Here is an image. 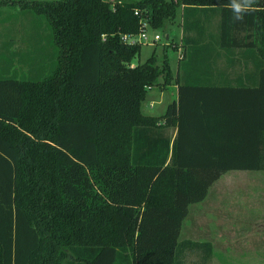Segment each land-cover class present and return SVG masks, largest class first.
I'll return each mask as SVG.
<instances>
[{
    "label": "trees",
    "instance_id": "obj_1",
    "mask_svg": "<svg viewBox=\"0 0 264 264\" xmlns=\"http://www.w3.org/2000/svg\"><path fill=\"white\" fill-rule=\"evenodd\" d=\"M33 5L53 52L26 75H0V264H198L186 251L201 248L207 264L210 243L178 240L188 206L228 170L264 169V0L240 19L232 0ZM135 8L152 26L180 9L175 77L166 53L161 66L153 52L132 64L140 44L121 33L138 30ZM215 45L252 62L256 84L187 77L220 67L221 53L203 51ZM160 75L180 83L156 116L142 101Z\"/></svg>",
    "mask_w": 264,
    "mask_h": 264
},
{
    "label": "crops",
    "instance_id": "obj_2",
    "mask_svg": "<svg viewBox=\"0 0 264 264\" xmlns=\"http://www.w3.org/2000/svg\"><path fill=\"white\" fill-rule=\"evenodd\" d=\"M218 19L216 15L212 17L211 26L210 23L207 24L208 30L216 32ZM211 41L216 43V38ZM209 50L213 58L215 53H221V56L216 59V63L220 66L219 69H198L191 74L186 73L187 77H196L202 83L236 84L243 79L248 85L256 84L258 71L252 67L250 61H247L246 68L241 67L242 63L238 61L236 55L238 50L216 46L211 49L210 47L204 48L203 51L208 53ZM248 51L249 48L245 50L247 53ZM230 62L234 65H230ZM172 72L175 77L178 72L177 64ZM178 83L180 80L177 82L173 78L170 83L155 87L161 89L160 92H162L166 86L172 85L178 94ZM151 87L154 85L149 88ZM152 104L153 102L150 107ZM170 129L168 135L172 142L176 135V128L170 126ZM212 184L214 185V196L206 203L207 206L211 205V209L205 210L206 207L200 208L198 205L188 209V213L191 212L193 216L198 214L202 216L204 212L212 216L209 220L212 221L211 237L201 239L199 235H196L183 240L210 243L211 257L207 264H264V169H231L224 172ZM186 252L191 253L189 250ZM205 252L203 248L192 252L198 253V264H200V253Z\"/></svg>",
    "mask_w": 264,
    "mask_h": 264
},
{
    "label": "rangeland",
    "instance_id": "obj_3",
    "mask_svg": "<svg viewBox=\"0 0 264 264\" xmlns=\"http://www.w3.org/2000/svg\"><path fill=\"white\" fill-rule=\"evenodd\" d=\"M34 1L36 0H0V75L19 77L30 73L29 70H33L37 64L44 65L50 62L53 48L49 41L48 19L42 10L34 7ZM181 20L179 9L177 16L165 19L162 26L149 25V35L158 32L161 34V39L155 43H139L140 50L132 58V63L142 62L153 52L156 58L155 63L161 66L164 53H166L171 68L175 69L179 52L183 51L180 39ZM163 80L162 75L158 76L153 84L154 87L147 89L142 101L144 112L151 115H162L166 111L167 105L177 99V90L172 85L166 86L162 92H160L161 89L155 87L163 85ZM152 102V107H150ZM169 131H171L170 127L166 132ZM213 191L214 185L212 184L206 197L201 202L189 205L188 209H192L195 205L200 208L206 207L205 210L211 209V205L207 206L206 203L208 200H212ZM189 216H193L191 212L182 221L178 240L192 238L196 235H199L201 239L211 237L212 221L209 220L212 219V216L206 212L202 216L199 214L193 217ZM197 254L189 253L187 259L198 262Z\"/></svg>",
    "mask_w": 264,
    "mask_h": 264
},
{
    "label": "built area",
    "instance_id": "obj_4",
    "mask_svg": "<svg viewBox=\"0 0 264 264\" xmlns=\"http://www.w3.org/2000/svg\"><path fill=\"white\" fill-rule=\"evenodd\" d=\"M134 13L139 16V27L138 30L135 32H123L121 33V39L124 42L128 43H141V42H147V43H155L159 39H161V34L158 32H154L152 35H149L148 33V26L151 25L145 15L142 14L141 10L135 8ZM168 37V36H167ZM166 37V38H167ZM169 42L168 40H166ZM183 51L179 52V58L182 57Z\"/></svg>",
    "mask_w": 264,
    "mask_h": 264
},
{
    "label": "clouds",
    "instance_id": "obj_5",
    "mask_svg": "<svg viewBox=\"0 0 264 264\" xmlns=\"http://www.w3.org/2000/svg\"><path fill=\"white\" fill-rule=\"evenodd\" d=\"M253 3L254 0H242V3L240 2V0H232V10L237 13L235 18L240 19L241 17L239 14L250 8Z\"/></svg>",
    "mask_w": 264,
    "mask_h": 264
}]
</instances>
